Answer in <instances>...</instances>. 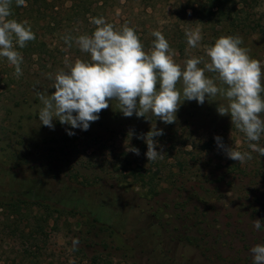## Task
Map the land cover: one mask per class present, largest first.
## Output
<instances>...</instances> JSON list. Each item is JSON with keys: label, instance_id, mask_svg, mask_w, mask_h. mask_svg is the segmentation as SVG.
<instances>
[{"label": "rangeland", "instance_id": "374dc122", "mask_svg": "<svg viewBox=\"0 0 264 264\" xmlns=\"http://www.w3.org/2000/svg\"><path fill=\"white\" fill-rule=\"evenodd\" d=\"M203 2L108 1L106 10L94 11L116 30L133 28L147 51L153 31H160L181 68L193 57L207 62L205 49L228 36L227 30L235 32L240 47L264 70V0H223L224 18L206 26L187 9ZM229 14L237 16L233 27H228ZM85 28L93 33L92 27ZM197 29L202 39L191 48L185 33ZM46 41L68 52L53 51V65L47 60L32 65L31 72L38 74L34 88L49 94L55 91L49 74L54 78L61 69L67 71L76 59L90 62V55L71 51L62 34ZM3 62L0 79H16L13 66L6 58ZM4 87L0 84V177L12 176V185L18 180L20 188L39 196L40 206L20 209L21 218L12 214L15 207L0 211V264H19L24 249L37 253L34 264H252L251 247L264 244V157L251 151L230 115L218 114L217 104L226 105V100L217 96L203 105L184 101L176 122L167 125L154 116L151 121L135 114L124 117L113 101L82 131L58 120L54 129L43 126L36 94L30 93L26 106L16 107L20 93H4ZM151 124L164 133L155 138L162 152L155 161L147 160V144L136 138ZM216 136L227 147L250 152L252 159L241 164L227 158ZM207 143L212 147L202 149ZM259 145L264 147V134ZM19 218L22 222L15 223ZM74 238L79 241L75 250Z\"/></svg>", "mask_w": 264, "mask_h": 264}, {"label": "clouds", "instance_id": "9594fccd", "mask_svg": "<svg viewBox=\"0 0 264 264\" xmlns=\"http://www.w3.org/2000/svg\"><path fill=\"white\" fill-rule=\"evenodd\" d=\"M16 6L26 7V0H15ZM12 0H0V57L6 58L14 66V75L22 73L23 56L16 45L23 49L35 40V34L27 22L9 19L12 15ZM96 25L91 35L64 37L71 47L74 40L81 52L90 55V62L76 59L65 71L61 69L53 79L51 94L37 92L42 104L38 119L40 124L54 129V121L69 125L71 129L87 131L90 124L99 119V114L115 101L118 111L124 117L145 118L150 116L164 124L176 122V113L184 101H196L203 105L219 96L227 104H217L220 116H229L231 124L243 133L252 152L264 157V147L259 145L264 134V70L261 62L249 56L246 48L240 47L238 36H221L213 46L205 49L209 58H189L181 68L173 56L167 39L160 31H153L152 47L145 51L135 30L127 25L116 30L103 17L93 18ZM187 44L197 47L202 39L199 29L186 31ZM203 63V67H200ZM213 73L209 77L205 73ZM181 85L180 88L177 85ZM69 136L75 132L66 129ZM163 129L151 124L146 134L137 135L147 144L145 153L148 161H155L162 152L157 151L156 137L162 136ZM129 135H135L131 130ZM217 147L227 158L243 164L252 159L250 152H241L224 145L220 136L214 137ZM139 155L136 147L127 148ZM259 230L261 221H254ZM79 241L73 239V250ZM252 264H264V244L251 247Z\"/></svg>", "mask_w": 264, "mask_h": 264}, {"label": "trees", "instance_id": "16d2710c", "mask_svg": "<svg viewBox=\"0 0 264 264\" xmlns=\"http://www.w3.org/2000/svg\"><path fill=\"white\" fill-rule=\"evenodd\" d=\"M108 1L120 2L122 0H26V7L16 6L15 0H12V15L9 17V19H15L18 22L26 21V26L31 27V30L36 37L35 40L28 42L23 49H20L19 46L16 45V49L20 51L23 56V62L21 64L23 74L19 76V78H10L8 81L0 79V84L5 83V87L3 89L1 88L4 93H11L15 91L20 93L19 97L21 100L16 102V107L26 106L29 102L27 98H29L30 93H37V90L33 85L34 81H36L38 77V74L35 72H31L33 63H45L46 60L47 62H51L52 59L56 57L53 54V51L58 52L60 49L58 47H53V43L51 45L48 44L46 39H55L61 34L63 35V39L66 36L77 37L79 35H89L90 33H88V28H85L86 30H83L82 27L87 25L92 27V31H94L96 25L92 23V19L99 18L94 9L106 10ZM149 1L151 3L154 0ZM222 2L223 0H205V2L199 5V8L189 6L187 9L192 10V16H199V23H201L202 26H206L207 24L217 23L219 20L224 18V13L222 12L221 8ZM214 9H218L219 12H214ZM236 18L237 16H233L232 18L231 14H229L227 18V20H230L228 27H231L232 25L234 26ZM235 34V32L227 30L228 36H235ZM213 35L220 36V33L216 32ZM214 36H212L211 38H214ZM74 44L75 41L73 40L71 42V51L82 53L79 50L78 46H75ZM144 49L147 52L146 48ZM59 53L61 55H63V53H66V55L68 54V52H63V49L62 51H59ZM34 58L35 60H33ZM3 61L4 58L0 57V69L3 65L2 63H4ZM53 63L54 62L52 61V65ZM5 66L6 64H4L3 67ZM12 69L14 74V66L12 67ZM10 84H15V88H10ZM42 91H44V89ZM52 92L54 91L52 90L49 94H51ZM39 103V99L36 98L34 100V104L39 105ZM211 147L212 144L209 143L202 145V149H210ZM12 180V176L10 175L0 177V211H9L10 208L13 209L15 207V212H13L12 214H19L21 218L19 210L34 205L40 206V198L39 196H37V194H34V192H31L30 190L24 191V189L26 188H20L23 185L18 180L16 181L15 185H12ZM4 186L8 189H2V187ZM5 218L7 221L9 220L8 215H5ZM20 218L18 220H15L14 222L20 224L22 222ZM7 227L10 229V231H12L11 226ZM7 227L6 229H8ZM29 235L31 237L32 234ZM22 237L26 239L25 244H27L26 242H28V238H25V235H22ZM32 246L33 248L37 247L36 244H32ZM36 256V252H31L29 249H24L19 264H25V262L26 264H34V261L37 259ZM93 264L96 263L93 262Z\"/></svg>", "mask_w": 264, "mask_h": 264}]
</instances>
